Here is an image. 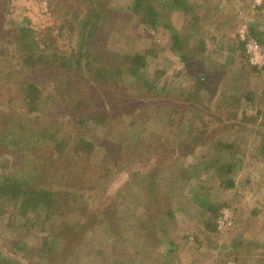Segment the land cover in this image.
Listing matches in <instances>:
<instances>
[{"label":"rangeland","instance_id":"1","mask_svg":"<svg viewBox=\"0 0 264 264\" xmlns=\"http://www.w3.org/2000/svg\"><path fill=\"white\" fill-rule=\"evenodd\" d=\"M190 1L196 5L189 14L174 11L170 15L183 45L191 54L202 52L197 58L203 60V67L225 65L222 79H208L214 93L203 89L194 102L189 97L200 85H195L192 72L172 51L168 31L139 25L138 18L127 13L131 0L55 1L65 5V12L73 2H95L110 10L108 22L99 23L101 37L93 41L97 61L123 58L128 52L159 45L161 49L156 58H150L147 72L163 96L157 98L152 111L145 112L148 107L144 104L131 103L127 111L115 114L105 131L97 128L94 134L98 131L104 138L112 135L118 142L113 149L118 146L126 154L136 152L144 159L126 164L112 181L102 185V193L73 205L70 215L44 220L42 208L41 214H29L30 219L13 216L8 207L14 200L0 196L5 206L0 215V264L3 257L9 264H46L49 247L64 254L57 264H264V66L255 69L249 63L239 36L245 27L255 28L264 47V0ZM153 4L160 6L159 0ZM48 5L47 0H11L7 27L27 25L37 33L49 24L58 27L60 22H54ZM65 15L72 19V14ZM55 27L53 35L57 34ZM237 86L254 96L242 97L233 106L237 116L218 117L224 112V108H216L223 102V94L234 87L238 94ZM162 105L164 108L158 110ZM208 112H212L211 117ZM132 120H136L135 126L130 125ZM133 127L136 136L130 135ZM203 128L207 132L193 142L191 133ZM17 155L10 148L4 156L14 159ZM104 155L105 148L98 146L90 166L84 163L86 169H104ZM81 160L76 157L68 171L74 173ZM28 162L22 160L18 166ZM13 167L10 164L2 174V182L17 181L12 176ZM153 171L157 172L151 176ZM228 179L233 180V186H227ZM151 180L159 190L160 208L172 211L162 214V221H156L158 226L151 221L156 213L149 192ZM92 182L89 179L90 185ZM85 184L91 187L87 181ZM113 200L124 227L121 233L113 230L117 234L109 232V223L100 218V212L108 215L105 212L112 210ZM222 206L234 211L235 224L219 232L215 213ZM76 224L78 233L64 232L65 225ZM154 228L159 240L151 234ZM75 235L78 237L73 238ZM70 238L72 242L66 244ZM66 246L69 249L64 251Z\"/></svg>","mask_w":264,"mask_h":264},{"label":"trees","instance_id":"2","mask_svg":"<svg viewBox=\"0 0 264 264\" xmlns=\"http://www.w3.org/2000/svg\"><path fill=\"white\" fill-rule=\"evenodd\" d=\"M10 1L0 0V196L9 201L14 200L8 207L13 216L30 219L29 214H41V209L45 208L44 220L65 217L70 215L73 205L80 199L88 201L97 192L102 193V185L112 181L130 161L144 159L141 157L143 155L136 152L126 154L118 146L113 149L114 143L118 142L113 141L112 135L104 138L98 135V131L94 133L97 128H101V132L105 131V127L112 124L115 114L127 111L131 103L144 104L148 107L145 112L154 110L163 94L156 81L148 76L147 67L150 58H156L161 47L152 44L144 51L128 52L123 58L97 61L92 48L93 41L101 37L99 23L108 22L109 9L95 2L85 5L83 2L79 5L73 2L69 3L72 8L65 12L64 4L47 0L54 22H60V25L55 27L49 24L37 33L27 25L7 27ZM153 1L131 0L127 13L138 18L139 25L146 24L156 30L164 28L168 31L172 39V51L192 72L195 85H200L195 89V95L189 97L193 102L203 93V89L214 93L207 83L208 79H222L225 65L219 63L216 69L215 63H212V67H203V60L197 58L202 52L191 54L170 20L172 12L189 14L196 4L190 0H159L160 6H157ZM76 5L79 8L73 9ZM63 12L72 14V19H68L65 13L62 15ZM54 27L57 29L56 35L52 34ZM248 33L261 40L255 28H249ZM197 68L203 73H198ZM237 88L238 94L234 93L235 87L223 94V102L216 108H224V112L219 113L218 117L227 114L237 116L238 111L233 106L242 97L250 99L254 96L250 90L245 92L240 86ZM164 94L168 95L166 92ZM159 107L157 109L161 110L164 105ZM203 108L207 109L208 105L204 103ZM206 115L211 117L212 112ZM136 124V120H132L130 125ZM135 132L133 127L130 135L136 136ZM206 132L205 128L197 133L192 132V141H198ZM98 146L105 148L103 160L106 165L104 169L97 168L91 172L84 163L88 164ZM10 148L18 154L14 159L4 156ZM76 157L82 158V164L76 167L74 173L69 172ZM22 160L29 162L25 166H18ZM10 164L14 166L12 176L17 181L2 182V174ZM156 172L153 171L151 176ZM89 179L93 180L91 185ZM68 180L69 185L65 183ZM86 181L91 187H87ZM148 185L152 201L156 203V213L151 215V221L158 226L156 221H162V214L165 212L170 215L172 211L164 206L160 208L161 198L154 180ZM233 185V180L228 179L227 186ZM116 206L117 202L113 200L109 206L112 210L105 212L108 215L100 212V218L109 223V232L115 234L117 232L113 230L120 229L121 233L124 229L122 217L114 211ZM4 209L5 206L0 203V215ZM140 225L149 228L144 223ZM77 226L65 225L63 230L68 234L78 233ZM151 231L159 240L156 229ZM71 242L70 238L66 244ZM63 256V253L49 247L46 264H57V259L61 260ZM4 259L2 264H9Z\"/></svg>","mask_w":264,"mask_h":264},{"label":"built area","instance_id":"3","mask_svg":"<svg viewBox=\"0 0 264 264\" xmlns=\"http://www.w3.org/2000/svg\"><path fill=\"white\" fill-rule=\"evenodd\" d=\"M248 27L241 29L240 41L245 47L246 55L252 66H264V47L259 40L249 35ZM235 224L234 211L228 206H222L216 216V229L224 232L232 229Z\"/></svg>","mask_w":264,"mask_h":264}]
</instances>
